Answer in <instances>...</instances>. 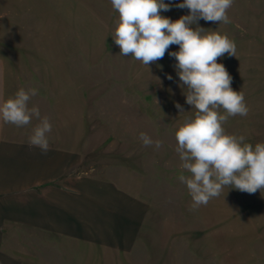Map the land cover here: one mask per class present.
<instances>
[{
  "label": "rangeland",
  "instance_id": "374dc122",
  "mask_svg": "<svg viewBox=\"0 0 264 264\" xmlns=\"http://www.w3.org/2000/svg\"><path fill=\"white\" fill-rule=\"evenodd\" d=\"M164 2L170 10L162 16L189 14L176 7L183 0ZM227 15L229 24L198 25L236 44V57L217 62L249 112L230 117L224 128L254 146L264 143V0H234ZM117 20L110 0H0V56L15 91L37 90L29 106L49 117L52 132L68 127L85 138L57 143L76 150L78 173L109 178L148 203L130 249L59 240L20 225L11 227L8 247L22 264H264V191L225 187L189 211L191 197L178 177L190 174L180 167L175 131L195 110L185 102L174 57L166 53L148 68L119 55L112 38ZM141 132L162 141L160 149L143 146Z\"/></svg>",
  "mask_w": 264,
  "mask_h": 264
},
{
  "label": "clouds",
  "instance_id": "9594fccd",
  "mask_svg": "<svg viewBox=\"0 0 264 264\" xmlns=\"http://www.w3.org/2000/svg\"><path fill=\"white\" fill-rule=\"evenodd\" d=\"M110 2L118 13L112 38L119 55L130 56L147 67L166 53L174 57L185 102L195 110L175 131L180 167L190 174L178 177L191 197L189 211L206 206L225 187L249 194L264 191V143L253 146L245 142L243 135L229 134L224 128L230 117L247 116L249 112L244 94L233 90L231 75L217 62L225 54L236 57V44L227 34L198 25L200 19L231 23L227 12L234 0H183L176 7L187 8L189 14L177 20L160 14L170 10L164 0ZM172 45H178L179 50L169 52ZM167 79L173 78L168 75ZM36 95L34 88H20L0 102V121L16 127L28 126L33 119L38 121L28 144L47 153L52 124L38 106H29ZM175 106L184 112L180 104ZM139 139L145 147L158 150L162 146V141H154L143 132Z\"/></svg>",
  "mask_w": 264,
  "mask_h": 264
},
{
  "label": "crops",
  "instance_id": "0c3cea01",
  "mask_svg": "<svg viewBox=\"0 0 264 264\" xmlns=\"http://www.w3.org/2000/svg\"><path fill=\"white\" fill-rule=\"evenodd\" d=\"M10 76L0 56V102L16 93ZM31 124L0 121V264H22L7 245L13 225L59 240L130 249L145 220L146 200L109 178L78 173L76 150L57 144L85 140L68 127L49 134L47 153L30 146Z\"/></svg>",
  "mask_w": 264,
  "mask_h": 264
}]
</instances>
